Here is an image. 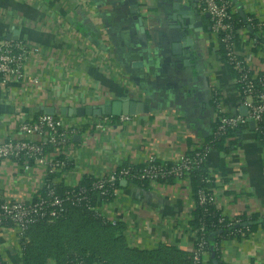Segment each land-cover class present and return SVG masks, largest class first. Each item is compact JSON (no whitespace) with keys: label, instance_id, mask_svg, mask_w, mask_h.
Returning a JSON list of instances; mask_svg holds the SVG:
<instances>
[{"label":"crops","instance_id":"crops-1","mask_svg":"<svg viewBox=\"0 0 264 264\" xmlns=\"http://www.w3.org/2000/svg\"><path fill=\"white\" fill-rule=\"evenodd\" d=\"M194 1L0 0V39L18 31L19 38L41 48L30 67L40 86L0 84L1 139L17 136L19 115L36 118L42 107L136 100L142 106L139 114L75 140V168L62 180L69 187L78 170L98 177L124 164L145 165L149 157L176 161L211 138L216 127L212 91L219 92L227 115L241 114L242 106L206 14L198 9L201 31L179 29L172 17L178 12L175 4L193 10ZM237 3L245 14L255 13L264 21V0ZM261 53L259 48L243 49L240 57L264 72ZM68 96L73 97L69 103ZM230 141L228 153L211 149L205 159L214 178L216 209L229 218H264V154L254 126H239ZM40 175L39 169L25 174L12 162L2 163L0 196L26 198ZM116 194L103 212L112 223L125 226L129 247L153 251L168 245L192 252L195 236L187 220L194 201L188 180L149 188L126 181ZM219 256L224 264H264V228L221 239Z\"/></svg>","mask_w":264,"mask_h":264},{"label":"built area","instance_id":"built-area-1","mask_svg":"<svg viewBox=\"0 0 264 264\" xmlns=\"http://www.w3.org/2000/svg\"><path fill=\"white\" fill-rule=\"evenodd\" d=\"M196 1L198 9L208 15L211 35L216 47L223 51L225 63L233 74V83L239 93L241 106L246 110L245 115H227L222 98L214 89L211 98L216 114V127L211 138L212 140L218 139L226 135L228 130H234L251 122L264 154V72L253 69L240 57V51L243 49L259 48L264 61V45L258 40L264 27V21L259 19L255 13L245 14L242 9L243 15L247 16L246 20L250 28L253 25L257 29L256 36L252 38L248 34L250 28L237 29L235 27L234 14L238 11L229 1ZM67 29L66 25L65 30ZM40 54L41 48L26 40L0 39V84L18 85L23 89L40 86L38 75L30 73L33 59L39 57ZM71 98L73 97L68 96L66 101L69 103ZM129 119V116H119L113 119L106 116L78 118L41 114L33 118L25 114L19 115L15 123L17 136L7 140H2L0 137V166L2 163L12 162L21 169L22 173L27 174L34 169H39L41 175L36 189L26 198L5 199L0 196V264H22V255L29 242L27 232L33 224L43 221L51 223L60 219L67 212L63 207L66 201H70L73 205L87 201L88 196L85 189L80 186L84 177L93 178L92 188L102 191L106 186L112 187L116 181H126L129 177L147 179L153 184L156 179H167L170 176L179 179L185 173L202 165L207 153L213 147L212 140L200 143L192 147L194 151L192 155L185 154L176 161H170L171 167H167L168 162H157L154 157H149L145 167L136 174H131L129 167L121 168L120 166V169L118 167L98 177L90 173L82 175L78 170L74 184L69 186L72 196L60 198L55 191L56 185L62 182L65 174L75 168L74 138L87 136L90 131H104L114 124L124 123ZM45 149H50V151L45 152ZM65 165H71L72 168L63 171ZM50 173L56 176L47 180L46 177ZM197 198L200 203L215 204L214 192L206 195L201 190L197 193ZM105 207L106 205L102 208L89 209L94 210L99 217H105L103 212ZM225 218L230 220L228 225L238 223L234 217L229 218L222 214L219 222H223ZM204 246L203 240L193 246L192 261L194 264L206 263L208 253L204 250Z\"/></svg>","mask_w":264,"mask_h":264},{"label":"trees","instance_id":"trees-1","mask_svg":"<svg viewBox=\"0 0 264 264\" xmlns=\"http://www.w3.org/2000/svg\"><path fill=\"white\" fill-rule=\"evenodd\" d=\"M227 1L234 8L236 7L233 0ZM246 17H242L238 12L234 14V25L237 29L250 28ZM256 31V27L252 25L248 30L249 36L254 38ZM260 34L259 43L264 45V27ZM219 53L227 67L222 49ZM111 118L116 119V117ZM234 131L235 129L228 130L226 135L213 140L209 138L205 143L212 140V149L228 153L233 145L230 137ZM258 141L261 145L259 137ZM49 151L50 149H45V152ZM193 152L191 148L186 155H192ZM120 167H129L130 173L136 174L145 165L124 164ZM167 167H171V162L167 163ZM71 168V165H65L63 171ZM55 176L50 173L46 178L51 180ZM183 179L189 181L194 201L187 226L194 233V246L201 240L205 242L204 250L208 253L205 264H213L214 261L224 264L219 256L221 239L238 237L242 233L247 235L258 228H264V218L258 214L240 215L234 218L238 220L237 224L228 225L230 220L226 218L223 222H219L221 213L214 203H200L197 193L203 190L206 195H211L215 186L214 178L205 162L179 179L170 176L167 179H156L154 184H171ZM92 181L93 178L84 177L80 182V186L84 187L88 196L86 202L73 205L70 201H66L63 207L67 212L60 219L51 223L39 222L29 228L27 232L29 242L22 255V264H49V262L53 264H194L193 251L185 253L168 245H159L153 251H141L129 247L124 236L125 226L122 223H112L106 217H99L94 210L89 209L102 208L112 203L116 198V191L121 188V181H116L112 187L106 186L103 191L93 189ZM126 181L128 184L142 188H149L150 184H153L147 179L131 177ZM55 191L60 198L72 196L71 188L64 186L62 182L56 185Z\"/></svg>","mask_w":264,"mask_h":264},{"label":"water","instance_id":"water-1","mask_svg":"<svg viewBox=\"0 0 264 264\" xmlns=\"http://www.w3.org/2000/svg\"><path fill=\"white\" fill-rule=\"evenodd\" d=\"M233 3L238 8V13L243 17V11L240 7V4L237 3L236 0H233ZM194 9L191 10L190 7L183 6L181 9L176 4L174 5V9L178 11L172 17L174 20L178 21L179 29H193L194 31H201L202 26L200 22V16L198 15L197 1H194ZM208 17V15H205ZM18 31H14L12 34L6 37L7 41H16L22 40L18 37ZM142 110V106L136 100L124 99V100H116L112 101L109 104H103L98 106H83V107H74V108H60L55 109L52 107H42L41 114L48 116H76L78 118H86V117H119V116H135L139 114ZM144 111H146L144 107ZM242 115L246 114V110L244 108L240 109ZM250 125L253 123L250 122ZM74 140H80V137L77 136ZM121 183H126V181H121ZM213 264H217L214 261Z\"/></svg>","mask_w":264,"mask_h":264},{"label":"rangeland","instance_id":"rangeland-1","mask_svg":"<svg viewBox=\"0 0 264 264\" xmlns=\"http://www.w3.org/2000/svg\"><path fill=\"white\" fill-rule=\"evenodd\" d=\"M29 240V239H28ZM49 264H53L52 262H49Z\"/></svg>","mask_w":264,"mask_h":264}]
</instances>
